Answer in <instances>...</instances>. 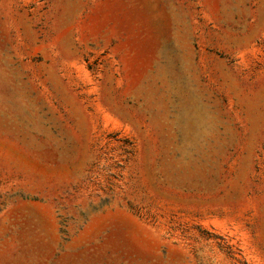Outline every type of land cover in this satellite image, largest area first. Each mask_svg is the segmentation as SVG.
I'll list each match as a JSON object with an SVG mask.
<instances>
[{"label": "rangeland", "instance_id": "obj_1", "mask_svg": "<svg viewBox=\"0 0 264 264\" xmlns=\"http://www.w3.org/2000/svg\"><path fill=\"white\" fill-rule=\"evenodd\" d=\"M0 264H264V0H0Z\"/></svg>", "mask_w": 264, "mask_h": 264}]
</instances>
